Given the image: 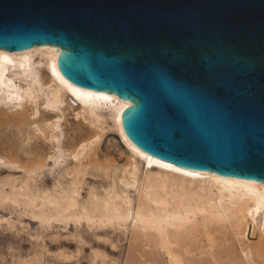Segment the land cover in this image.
Returning <instances> with one entry per match:
<instances>
[{
  "label": "water",
  "instance_id": "1",
  "mask_svg": "<svg viewBox=\"0 0 264 264\" xmlns=\"http://www.w3.org/2000/svg\"><path fill=\"white\" fill-rule=\"evenodd\" d=\"M45 45L144 152L264 184V0H0V49Z\"/></svg>",
  "mask_w": 264,
  "mask_h": 264
},
{
  "label": "bare ground",
  "instance_id": "2",
  "mask_svg": "<svg viewBox=\"0 0 264 264\" xmlns=\"http://www.w3.org/2000/svg\"><path fill=\"white\" fill-rule=\"evenodd\" d=\"M59 57L51 45L0 49V169L22 172L2 177L0 171V207L18 208L45 229L74 226L80 239L83 227L114 233L128 243L125 264H264V184L144 152L123 128L131 102L75 85ZM67 116L78 121L66 136ZM108 132L119 136L123 161L104 157ZM51 159L70 164L48 186L42 176ZM90 174L106 184L84 195ZM95 252L92 264L109 258Z\"/></svg>",
  "mask_w": 264,
  "mask_h": 264
},
{
  "label": "rangeland",
  "instance_id": "3",
  "mask_svg": "<svg viewBox=\"0 0 264 264\" xmlns=\"http://www.w3.org/2000/svg\"><path fill=\"white\" fill-rule=\"evenodd\" d=\"M47 112L55 115L53 112ZM38 115L37 117L40 118L41 116ZM76 121L78 120L74 116L61 119L63 134L66 132L67 136L69 131L76 127ZM63 124L65 127H63ZM66 136L63 135V141L64 138L66 140ZM48 143L52 144L51 141ZM45 147L47 148V146ZM121 148H123V144L119 136L113 132H108L102 143L104 157L114 156L121 159ZM122 156L125 157V155ZM121 160L123 161V158ZM69 164V162H61L56 165L55 159H51L50 170L44 173L42 180L48 186H53L56 178ZM0 171L2 177H7L13 173L16 176L22 174L20 170L8 166L2 167ZM87 179L83 191L84 195H87L91 186L101 187L106 184L104 178L96 174H90ZM0 216L14 220L11 225L5 221L0 222V262L3 264H18L19 262L20 264H92L96 250L105 251L109 255L106 262L101 263L99 261L98 264H125L128 243L125 239H117L114 233L106 235L102 231L83 227L79 229L82 236V239H80L74 226L69 228L57 226L45 229L38 219L33 217L34 220H32L30 214L10 206L0 207ZM73 236H75L74 239ZM112 243L118 246L115 247L116 250Z\"/></svg>",
  "mask_w": 264,
  "mask_h": 264
},
{
  "label": "snow or ice",
  "instance_id": "4",
  "mask_svg": "<svg viewBox=\"0 0 264 264\" xmlns=\"http://www.w3.org/2000/svg\"><path fill=\"white\" fill-rule=\"evenodd\" d=\"M162 166H165V167H167L168 165H162Z\"/></svg>",
  "mask_w": 264,
  "mask_h": 264
}]
</instances>
